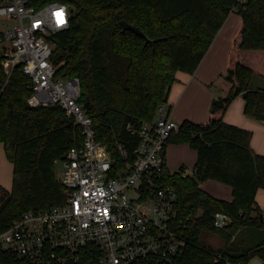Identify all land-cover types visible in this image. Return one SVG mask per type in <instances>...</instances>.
<instances>
[{
    "label": "trees",
    "instance_id": "16d2710c",
    "mask_svg": "<svg viewBox=\"0 0 264 264\" xmlns=\"http://www.w3.org/2000/svg\"><path fill=\"white\" fill-rule=\"evenodd\" d=\"M51 2L73 10L69 27L51 38L58 74L79 78L80 101L93 120L96 140L117 167L124 164L116 146L122 145L131 160L137 145L128 124L151 121L156 108L167 103L175 73L193 74L227 16L240 15L221 75L231 85L229 94L212 101L205 123L184 121L168 140L187 144L197 155L192 176L183 177L181 167L165 177L175 188L179 214L196 216L171 264H247L255 256L264 262V211L255 202L264 190V156L251 149L249 131L223 121L238 96L246 115L264 120V89L252 87L255 78L264 80V0H29V6L39 9ZM121 21L139 28L153 44L123 33ZM30 95V81L19 66L9 77L0 66V144L12 164L11 189L0 196V230L25 211L65 201L54 166L82 142L79 127L62 109L30 106ZM207 180L231 187L232 200L201 190ZM216 212L230 218L223 230L213 226ZM203 230L217 234L223 245H202ZM0 264L29 263L0 249Z\"/></svg>",
    "mask_w": 264,
    "mask_h": 264
},
{
    "label": "built area",
    "instance_id": "2783aa9c",
    "mask_svg": "<svg viewBox=\"0 0 264 264\" xmlns=\"http://www.w3.org/2000/svg\"><path fill=\"white\" fill-rule=\"evenodd\" d=\"M244 3L245 0H238ZM70 8L51 2L39 9L29 0L0 2V66L9 77L19 66L30 81V106H57L79 127L81 145L60 160L56 178L65 201L46 210H28L0 230V249L29 264H171L183 250V231L196 216H181L175 188L165 181V150L180 125L168 103L159 105L151 121L130 123L137 138L132 159L116 146L120 167L96 140L93 120L80 101L79 78L58 74L51 40L69 27ZM183 177L194 170L183 168ZM2 192L0 188V193ZM230 218L213 215L215 229ZM220 259L219 257H217ZM224 264H229L228 262Z\"/></svg>",
    "mask_w": 264,
    "mask_h": 264
},
{
    "label": "crops",
    "instance_id": "0c3cea01",
    "mask_svg": "<svg viewBox=\"0 0 264 264\" xmlns=\"http://www.w3.org/2000/svg\"><path fill=\"white\" fill-rule=\"evenodd\" d=\"M241 25V17L231 12L215 36L204 58L193 74L175 73V82L169 90L167 103L171 105V117L179 125L184 121L195 124L205 123L210 116L212 101L229 94L231 85L221 75L227 68L228 54L232 39ZM259 88L258 86H252ZM245 102L242 96L236 97L223 115V121L251 133L250 147L264 156V120L258 121L244 113ZM196 152L187 144H168L165 150L166 167L171 172L181 167H194ZM200 189L214 198L231 201V187L213 180L199 185ZM255 202L264 211V190H259ZM223 245V244H222ZM221 245V246H222ZM219 246V247H221ZM247 264H264L257 256Z\"/></svg>",
    "mask_w": 264,
    "mask_h": 264
},
{
    "label": "rangeland",
    "instance_id": "374dc122",
    "mask_svg": "<svg viewBox=\"0 0 264 264\" xmlns=\"http://www.w3.org/2000/svg\"><path fill=\"white\" fill-rule=\"evenodd\" d=\"M258 86L260 89H264V80L260 78H255L252 82V86ZM189 166V165H188ZM192 170V167H188ZM63 172V165L61 161H57L54 166V174L56 178H60ZM174 172V171H173ZM12 186V164L5 157L3 147L0 144V188L3 193H7L10 191ZM200 243L202 245L218 248L223 244L222 239L215 233L209 232L207 230H203L200 237Z\"/></svg>",
    "mask_w": 264,
    "mask_h": 264
},
{
    "label": "water",
    "instance_id": "95a60500",
    "mask_svg": "<svg viewBox=\"0 0 264 264\" xmlns=\"http://www.w3.org/2000/svg\"><path fill=\"white\" fill-rule=\"evenodd\" d=\"M69 12L72 14L73 10L70 9ZM120 25L122 27V32H126V31H130L136 35H138L139 37L143 38L145 41V44H153V40L149 39L139 28L134 27L130 24H128L126 21H121Z\"/></svg>",
    "mask_w": 264,
    "mask_h": 264
}]
</instances>
